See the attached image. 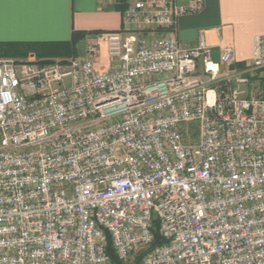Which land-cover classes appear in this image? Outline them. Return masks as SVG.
Wrapping results in <instances>:
<instances>
[{"label": "built area", "instance_id": "2783aa9c", "mask_svg": "<svg viewBox=\"0 0 264 264\" xmlns=\"http://www.w3.org/2000/svg\"><path fill=\"white\" fill-rule=\"evenodd\" d=\"M129 0L84 57H0V264H264V34L220 61ZM201 63V65H199ZM198 122L194 140L191 123Z\"/></svg>", "mask_w": 264, "mask_h": 264}, {"label": "crops", "instance_id": "0c3cea01", "mask_svg": "<svg viewBox=\"0 0 264 264\" xmlns=\"http://www.w3.org/2000/svg\"><path fill=\"white\" fill-rule=\"evenodd\" d=\"M174 1L195 7L179 16L170 29L182 45L194 46L203 37L215 61H220L224 48L230 46L235 66L253 57L254 39L264 34V0ZM128 3L129 0H0V41H63L70 40L74 32L82 33L76 51L84 57L87 44L98 43L102 52L96 66L105 69L109 63L106 34L125 27L123 17Z\"/></svg>", "mask_w": 264, "mask_h": 264}, {"label": "trees", "instance_id": "16d2710c", "mask_svg": "<svg viewBox=\"0 0 264 264\" xmlns=\"http://www.w3.org/2000/svg\"><path fill=\"white\" fill-rule=\"evenodd\" d=\"M82 33L74 32L70 40L63 41H0V56L3 57H53L69 56L75 53L78 40ZM164 238L160 233H155L153 244L134 256L132 261H123L118 258L111 241L107 244V252L116 264H142L143 256L156 245L164 243Z\"/></svg>", "mask_w": 264, "mask_h": 264}, {"label": "rangeland", "instance_id": "374dc122", "mask_svg": "<svg viewBox=\"0 0 264 264\" xmlns=\"http://www.w3.org/2000/svg\"><path fill=\"white\" fill-rule=\"evenodd\" d=\"M85 44H86L85 42L82 43V47L85 46ZM0 57H3V56H0ZM53 57H58V56H53ZM66 57H68V56H65V58ZM69 57L80 58V55H79V53L77 51H75V53H73L72 55H69ZM15 58L25 59L23 57H15ZM256 73H257V75L252 78V81H253V85L252 86L254 88L253 90L255 92H262V91H264V68L258 69ZM190 127L192 128V132H193V135H194L193 139L194 140H198V138H199L198 122L197 121H193L191 123ZM130 261H132V258L130 259Z\"/></svg>", "mask_w": 264, "mask_h": 264}]
</instances>
